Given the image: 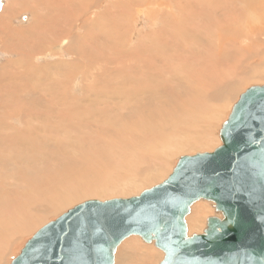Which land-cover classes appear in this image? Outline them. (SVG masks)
Wrapping results in <instances>:
<instances>
[{"label":"bare ground","instance_id":"6f19581e","mask_svg":"<svg viewBox=\"0 0 264 264\" xmlns=\"http://www.w3.org/2000/svg\"><path fill=\"white\" fill-rule=\"evenodd\" d=\"M248 14L249 16H247ZM147 29H150L149 34L145 38H141L140 36ZM77 31H80L81 34L79 35ZM262 35L264 36V0L12 1L0 15V54L8 56L18 54L22 59L15 63L20 64L19 68L12 69L11 73H6L9 66L0 70V96H7L5 101H0V146L5 145V150L0 155V163H15L17 169H20L19 166L24 168V160L34 161V154L41 155L39 161L51 162L54 158L49 159L44 156L46 146L51 149H64V155H68L65 157L74 160L73 158L76 159L85 154L86 147L88 151L95 150L98 146L101 149L99 143L93 142L101 141V144L104 143L109 148L115 147L116 141L112 139L116 136L120 138V142L117 144L120 147L118 150H121L123 154L133 155L142 162L160 158L163 154H170L169 150L174 145H178L180 148L190 146L182 145V139L187 136V132L181 124L178 122L169 126L167 123H162L163 120L159 119L161 110H158H175L177 108L174 112L187 110L194 112L195 110L198 111V116L199 113L207 114L211 110L212 104L217 102L218 96L231 93L243 81L262 78V74H257L252 65L249 64L245 67L252 60L254 40L259 41ZM122 44L124 49L117 50L115 53L117 58L112 60L108 56L97 57L98 51L106 52L110 48H118ZM62 56L69 59L67 63L62 60ZM38 57L42 61L55 58L57 61L43 67L35 66L34 62ZM100 58L99 65L111 61L121 63L122 67L116 68L115 71L107 69L102 76L98 71L99 65L95 62ZM79 62L85 63V65L78 67ZM76 63L77 65L73 68L70 66ZM58 66L62 67L58 68ZM78 69L85 70L84 74L87 73L89 78L99 77L102 84L97 87L93 85L88 90L85 88L87 92L82 93L78 80V85L74 84L79 89V94L76 97L81 96L75 102L71 101L72 96L62 91L65 84L61 85V88L59 83L55 87L47 86L45 88L33 87V84L27 86L29 82H48L53 75L57 76L58 71L63 73L64 70L67 71V79L70 81L76 73H80ZM249 69L254 72L253 76L240 80L238 71L248 72ZM245 72H242L241 75H244ZM41 74L43 75L38 77ZM106 77L116 83L118 81L119 87L116 86L114 89V83ZM78 78L75 77L74 81ZM98 88L101 95H97L95 98L88 95ZM174 89L177 93L175 95L178 97L173 94ZM42 93L48 96L58 94L60 98L56 105L40 117L31 114L33 107L30 108L28 104H14L21 97L26 98L30 95L35 97ZM181 96L183 97L175 100ZM16 98L18 100L15 102ZM218 108L216 109L219 110ZM14 113L20 116L19 121L21 118L29 116L30 129L28 132L13 133L14 127L11 125V121ZM194 118V121L197 120L196 117ZM21 124L23 123L21 122ZM34 124H43L44 126L35 125V128L39 129L36 130L31 128ZM222 126L218 134L219 138ZM193 127H195L194 124ZM206 128L210 129L209 126ZM199 130H194L192 133L201 136ZM71 133L79 138L72 140ZM50 135H55V137H50ZM104 137L107 138L104 139ZM39 138H41L42 144L38 145L36 142ZM88 141L90 143L81 145V142ZM19 145H33V148L28 146V148L19 149ZM135 147H140V150L136 151ZM29 150L33 155L29 154L28 157L24 151L29 152ZM133 150L136 152L133 153ZM70 154L72 155L69 156ZM167 162L162 163L167 164ZM8 173L15 179L19 175L16 171ZM137 173L135 171L128 179L127 175L123 177L121 186L132 188L145 182L146 171L141 175ZM15 185L8 182L6 186L12 189ZM67 190L68 188L63 192ZM35 195L37 205L28 206L34 209V212L37 211V214V209L46 207L43 206L42 200ZM72 195L77 197L78 192ZM72 195H67L66 200L73 198ZM91 195L93 196V194ZM123 195L125 196V194ZM12 201L16 204L12 205ZM12 201L7 197V203L2 208L4 210L3 214H0V224L2 225L6 224L10 209L14 208L15 211V207L20 206L19 196L12 197ZM50 204L49 208H55L59 207L61 203L55 201ZM193 206H195L194 210H198V212L190 216V219L187 217L188 222L194 224V227L189 229V236L192 235L190 231H203L202 228L206 226L208 220L215 216L204 219L203 215L209 208L203 202ZM22 213H19V216H22ZM57 219L40 228L32 236V239L44 227ZM30 228L25 224L20 227V231L28 232ZM11 232V228L0 230V264L13 245V239L10 238ZM142 241L146 243L144 240ZM134 244L133 240L127 242V249L133 247ZM146 244H152L159 249L155 242ZM119 247L114 253L113 264L116 263ZM151 249L147 246L140 248L145 254L151 252ZM138 254L141 253L138 252ZM153 255L156 256V253ZM163 255L165 257L164 252ZM135 256L131 257L127 253L122 260H120L121 258L119 260L122 264H147L145 263L148 259L147 255L143 254V258H133ZM154 256L151 255L152 258ZM130 258L133 259L130 260Z\"/></svg>","mask_w":264,"mask_h":264},{"label":"water","instance_id":"95a60500","mask_svg":"<svg viewBox=\"0 0 264 264\" xmlns=\"http://www.w3.org/2000/svg\"><path fill=\"white\" fill-rule=\"evenodd\" d=\"M220 139L214 152L181 157L163 183L137 197L74 207L12 264H113L131 236L155 242L165 253L160 264H264V86L240 96ZM201 200L217 216L189 236L187 217Z\"/></svg>","mask_w":264,"mask_h":264},{"label":"rangeland","instance_id":"374dc122","mask_svg":"<svg viewBox=\"0 0 264 264\" xmlns=\"http://www.w3.org/2000/svg\"><path fill=\"white\" fill-rule=\"evenodd\" d=\"M12 1H15V0H8L7 2L4 3L3 9L0 12V15L2 14L4 8ZM89 16H91V15H89ZM247 16H249V14ZM159 28H156V29L158 30ZM144 31H145L144 33H147V34L143 33L140 36L141 38H145L149 34L150 29H147ZM77 32L79 35L81 34L80 31H77ZM262 37L257 42L254 40V43L252 45V51H253L252 56L253 57H252V60L250 61L251 63L248 62L245 65V67L249 66V64L252 65L254 71L257 72V74H262V78L243 81L242 83H240L239 86H237L238 88L236 87V89H234L231 93H226L222 96H218L219 98L217 97V99H216L217 102L214 103L216 105L214 106V104H212L213 106L211 107V110H209V112L207 114H200L199 113V116H198V111H195V110H194V112L193 111L191 112L189 110L183 111L184 113L183 112H174L177 108L175 110H164V109L158 110V111L161 110V112L159 113V119L163 120L162 123H167V125L172 126L173 124L179 122L181 124V126L183 127V129L186 130L187 136L183 137V139H182L183 144L182 145H190V146L182 147L183 150L178 145H174L172 147L175 149L171 148L169 150L171 152L170 154H163L160 158L148 159V160H145L142 162V161H139L138 159H136L133 155H126V154H123L121 150H118L120 147L117 144L120 142V138H118V136H116V138L112 139L113 141H116L115 147L109 148L107 145H104V143L101 144V141L93 142V143H99L101 145V149H100V146H98L95 150L93 149L92 151H88L87 147H86L85 148V154H83V156H78L76 159L73 158L74 160L69 159V157L68 158L65 157L68 155H64V153H65L64 149H60V148H52L51 149V147L46 146L44 156L49 158V159L54 158V160L51 162H45L44 163L43 161H39L41 158V155H36V154L33 155V154H31L32 151L29 150V152L24 151V154H26L28 157H29V154L33 155V158L35 160L34 161H31L29 159H27L28 161L24 160L25 161V163H24L25 167L24 168H21L23 166H19L20 169H17V165L15 163H6V164L0 163V179H1L0 180V214L2 215L4 212V210L2 208L7 203V197H9L12 201V197L15 198V196L16 197L19 196L18 202L20 203L19 207H15V209H16L15 211H14V208L10 209L9 214L7 216V219H6L7 220L6 224H4V225L0 224V230L1 231L6 230L8 228L12 229L10 238L13 239L12 240L13 245L11 246L7 255L3 258L2 264H12V262L17 257H19V255L21 254L22 250L24 249V247L28 243V241H30L32 239V236L40 228L45 226L47 223L56 220L59 216H61L65 212H67L69 209H72L76 205L83 203L85 201H88L90 199L91 200L95 199V200H100V201H108V200H113V199H128V198L137 197V196L141 195V193H143V191L152 189L153 187L163 183L171 175L173 168L176 167V165H177V163L181 157H183V156H194L198 153H211L212 151L214 152V150L219 145H221V141H220V138L218 135L219 131L221 129V126L228 119L232 107L239 101L240 96L250 87L264 86V62H263L264 61V36L262 35ZM64 49H65V47H64ZM122 49H124L123 44L121 46H119L118 48H116V47L110 48V50H108L106 52L98 51L97 57L108 56V57H111V59L113 60L115 57L117 58V55L115 54L117 52V50H122ZM99 50H100V48H99ZM0 55H1L0 56V70L9 66V67H7L6 73H11L12 69L19 68L18 65H20V64H15V63L20 62V60L22 59L20 55H18V54L13 55V56H10V55L8 56V55H4V54H0ZM62 57H63L62 60L65 63H67V61L69 59L66 56H62ZM100 60H101V58L98 60H95V62L98 63ZM55 61H57V58L47 59V60L43 59V61H42L38 57L35 60V62L34 61L33 62L35 63V66L43 67V66H45L51 62H55ZM12 63H14V64H12ZM60 63H61V61H60ZM77 63L73 64V65L71 64L70 66H72V68H73L75 65H77ZM79 63H80V65L78 67L85 65V63H82V62H79ZM9 64H11V65H9ZM98 65H99V63H98ZM35 66H33V67L35 68ZM59 67H62V66H58V68ZM121 67H122L121 63H115V62L109 61V62L104 63L103 65H99L98 71L100 72V74L102 76H104L105 70L108 69V70H114L115 71L116 68L120 69ZM78 70L80 73H76L72 77V79H70V81L67 79V77H68L67 71L64 70L63 73L58 71L57 76L53 75L49 79L48 82H46V81L43 83L29 82V83H27V86H31L33 84V87L45 88L47 86L55 87V85L57 83H59L60 88H61V85L65 84L64 85L65 88H62V91L67 92L68 95L72 96L73 99H71V101L75 102L81 96L80 95L78 98L76 97L77 94H79V89L77 86L78 80H79V83L81 86L82 93H86L87 90L90 89L93 85H95L97 87V86L102 84V81L99 77H96V79H94L93 77L89 78L88 75H86L87 73L84 74L85 70H83V69H78ZM238 72L237 73L239 74L240 80H245V78L249 79L254 74V72L251 69H249L248 72L241 71V70ZM242 72L243 73L245 72V74L241 75V74H243ZM42 75L43 74L39 75L38 77H41ZM75 77H79V78L74 81ZM106 79H108L114 83V85H115L114 89L116 88V86L119 87L118 81L116 83L115 81H113L109 77H106ZM107 83H109V82L107 81ZM67 84H69V85H67ZM74 84H77V85L75 86ZM72 86H73V88H72ZM76 87H77V90H75ZM71 91H72V93H71ZM98 91H99V88L95 89L93 92L89 93L88 95H91L92 98H95V97H97V95H101ZM106 92H108V91H106ZM109 93H111V92H109ZM175 93H176V91L174 89L173 94L175 95ZM175 96L178 97V95H175ZM6 97H7L6 95L0 96V101H2V100L5 101ZM182 97L183 96L176 98L175 100H178ZM58 98H60V95H58V94H53L51 96H48V95H43V93H42V94H40V96L36 95L35 97H34V95H30L29 97H26V98L21 97V99H19V100H18V98H16L15 102L17 100H18V102L14 103V104L15 105H22L23 103L28 104L30 106V108L33 107V111L31 112V114L34 116L40 117V115H43L52 106L56 105ZM37 99H39L38 102H37ZM42 100H44V101L42 102ZM216 108H218L219 110H217ZM220 108H221V110H220ZM210 111H212V112H210ZM192 113H193V115H192ZM13 115H14V117L11 121V125L14 127L13 130L15 131V132L13 131V133L20 134V133L28 132L30 129L29 116L27 115L24 118H21V121H19L20 116L17 113H14ZM194 117H196L197 120L194 121V119H195ZM92 118H93V116H92ZM40 120H42V119H40ZM21 122L23 124H21ZM193 124L195 127H193ZM35 125L44 126L43 124H34L31 126V128H35ZM207 125L210 127V129L206 128V127H208ZM36 130H39V129H36ZM194 130H199L201 136L200 135H197V136L194 135L192 133V131H194ZM47 136H49L48 133H47ZM76 136L77 135H74L71 133V139L72 140H75V138H79ZM199 136H200V138H199ZM50 137H55V135H50ZM60 137H62V135H60ZM105 138H107V137H104V139ZM62 139H63V137H62ZM105 142H111V141H105ZM83 143L88 144L90 142L89 141L88 142H81V145H83ZM36 144H38V145L42 144L41 138H39L37 140ZM4 146L5 145L0 146V155L2 154V151L5 150ZM28 146L33 148V145H28ZM28 146L19 145V147H20L19 149H22L24 147L28 148ZM43 148H44V146H43ZM135 150L139 151L140 147H135ZM136 151L133 150V153H135ZM171 154H172V157H171ZM71 155L72 154H70L69 156H71ZM162 157H164V158H162ZM167 157H170L171 159L167 158ZM161 161L165 162V163L167 161L168 162H167V164H164ZM113 165H114V167H113ZM133 166H135V167H133ZM112 169H114V170L112 171ZM12 171H16V173L19 174L17 179H15L11 175H9L8 172H12ZM135 171H137L138 172L137 174H140V175L146 171V178H147L146 181L141 183L140 185L134 186L132 188H130V187L127 188V187L121 186V179L123 177H125L126 175H127V179L132 177L131 175ZM20 175H21V177H20ZM71 178H72V180H71ZM131 181H132V179H131ZM8 182L14 183V185L16 184L15 187H13L12 189H9L8 186H6ZM100 187H101V189H100ZM66 188H68V190L66 192H63L66 190ZM32 189H33V191H32ZM103 190H105V191H103ZM115 190H117V191H115ZM114 191H115V193H114ZM76 192H78L77 197L72 195ZM61 193H63V194H61ZM81 193H82V196H81ZM35 194H37V195H35ZM91 194H93V196ZM120 194H121V196H120ZM123 194H125V196ZM34 195L37 196L39 199H41L43 206L46 207L45 209L44 208L37 209L38 210L37 214H36L37 211L34 212L33 211L34 209L30 208L31 206L37 205L36 200L34 198ZM67 195H72L73 198L66 200ZM81 197H82V199H81ZM23 199H25V200H23ZM83 200H85V201H83ZM55 201L60 202L61 203L60 206L55 207V208H49L51 206L50 203L55 202ZM199 202H203V204L207 205L209 208V209H206V212L203 215L204 219H206L207 217H211L213 215L217 216L215 207L212 203L206 202V201H199ZM199 202L195 203V205L199 204ZM13 204H16V203H14L12 201V205ZM28 205H30V207ZM194 207L195 206L192 207L191 213L188 216L189 219H190V216L195 215L198 212V210H194ZM43 211H45V212H43ZM21 212H23L22 216H19L21 214ZM211 212H213V213H211ZM192 220H194V219H192ZM25 224L29 225L31 228L28 230V232H26L25 230L20 231V227H22ZM187 224L190 225L189 226L190 230H191V228L194 227L193 226L194 224H191L190 222H188V219H187ZM191 225H192V227H191ZM33 226H34V228H33ZM35 226H36V228H35ZM204 226H205V223H204ZM206 227H207V224L205 227L202 228L203 231H201V232H197V231L196 232L190 231V232H192L191 233L192 235L193 234H202V232H204ZM24 233H25V235H24ZM11 236L12 237L14 236V237L12 238ZM130 240L135 241L136 245L134 244L133 247H129V249H127L128 248L127 242H130ZM143 246H147L149 248H152L151 252L145 254L143 251L140 250V248ZM138 252L141 254H138ZM127 253L130 254L131 257L135 256L137 254L133 258H138V257L143 258V256H142L143 254L147 255L148 259H146V262H145L147 264H160L161 261H163L162 259L164 257L162 251L157 249L152 244L144 243L142 241V239L138 236L130 237L121 244V246L119 247V250L117 251V254H116V263L115 264H122V262L120 260H122L123 257L127 255ZM155 253H156L157 257L153 255ZM151 255L154 257L152 258ZM149 257L151 260L149 259ZM133 258H130V260H132ZM154 258L155 259L157 258V259L155 260Z\"/></svg>","mask_w":264,"mask_h":264}]
</instances>
